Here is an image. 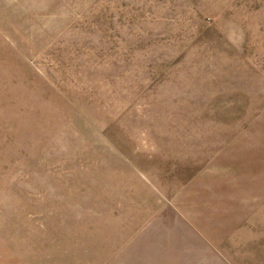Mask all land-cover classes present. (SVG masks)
I'll return each instance as SVG.
<instances>
[{
  "label": "rangeland",
  "instance_id": "374dc122",
  "mask_svg": "<svg viewBox=\"0 0 264 264\" xmlns=\"http://www.w3.org/2000/svg\"><path fill=\"white\" fill-rule=\"evenodd\" d=\"M0 264H264V0H0Z\"/></svg>",
  "mask_w": 264,
  "mask_h": 264
}]
</instances>
